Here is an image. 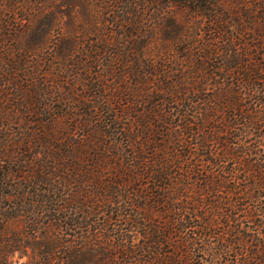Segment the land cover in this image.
I'll return each instance as SVG.
<instances>
[{
    "label": "trees",
    "instance_id": "1",
    "mask_svg": "<svg viewBox=\"0 0 264 264\" xmlns=\"http://www.w3.org/2000/svg\"><path fill=\"white\" fill-rule=\"evenodd\" d=\"M34 2L0 0V16L26 13ZM115 2L107 8H113L117 35L103 28L110 25L102 23L105 7L87 12L89 39L62 34L55 60L27 67L29 77L43 78L41 85L24 90L9 82L17 110L38 128L35 134L28 129L27 143L29 151L43 152L38 169L50 178L73 171L89 179L87 193L101 192L96 195L104 203L95 204L108 209L109 222L131 229L117 237L119 257L105 264H264L262 5L257 0L237 15L234 0ZM68 4L71 30L76 21ZM52 24L44 34L48 43L62 26L58 19ZM253 30L258 46L248 47ZM202 33L207 40H200ZM219 60L223 68H216ZM11 66L0 64V73L17 77ZM220 71L243 77H227L233 79L228 86L214 84L216 96L201 98L222 79ZM95 171H111L116 182H95L105 176ZM4 178L8 174L0 173L7 186ZM89 194L91 200L95 194ZM63 206L53 213L67 218ZM134 230L139 244L129 234Z\"/></svg>",
    "mask_w": 264,
    "mask_h": 264
},
{
    "label": "rangeland",
    "instance_id": "2",
    "mask_svg": "<svg viewBox=\"0 0 264 264\" xmlns=\"http://www.w3.org/2000/svg\"><path fill=\"white\" fill-rule=\"evenodd\" d=\"M34 1L26 13L20 12L18 16L12 14L0 16V64H8L11 61V67L18 69L17 77H4L0 73V141L1 138L7 139L8 137V140L0 144V173L5 176L8 174L7 180L4 178L7 186L1 185L0 181V264H105L109 256L113 259L119 257V248L117 251L115 249L119 245L117 237L124 233L122 230L126 226L121 227V224L115 221L109 222L111 214L108 209L99 208L104 202L100 201L101 198L96 194L101 195V192H96V194L91 192L95 195L91 200L87 198L89 194L87 192L90 190L87 186L89 179L76 177L78 174L73 171L65 172L68 176L58 174L60 171L53 172L52 176H58V178L52 177L53 179L41 173L38 168L43 162L41 160L43 152L35 146L31 151L27 148L28 129L35 134L38 128L27 122L31 120L27 113L22 114L17 110V100H14L13 96L17 91L13 92L12 87L8 86L9 82L12 84L13 81L20 83L24 90L29 89L32 83L41 85L43 78L29 77L27 71L30 69L27 67L40 61L46 62L52 58L55 60L56 51L53 50L62 44V34L68 36L69 32H72L77 41L81 39L85 42L87 40L85 38L89 39L90 34H87V27H85L87 21L83 16L87 12L93 16L99 9L105 7L106 10L100 11L104 14L102 23L108 21L110 25L103 28L117 35L119 28L112 24L114 21L112 12L116 7V2L115 0H68L72 6L74 5L71 13L76 21V25L70 30L67 24L69 19L66 16L70 13L69 2L66 0ZM234 1L236 3L231 9L232 14L243 15L247 8L253 9L254 5L257 6V0ZM258 4L262 5L259 15L264 17L262 14L264 13V0H259ZM107 6H113V8H107ZM183 18L185 20L184 13L179 12L178 20H183ZM55 19H58V22L61 21L62 26L60 25L59 29L52 32V38L48 43L45 41L44 34L48 27H52V21ZM5 24H12V26L8 28ZM203 24L206 25V23ZM257 24L260 25V21H257ZM261 30L264 31V27ZM239 33V31L235 32L237 38ZM248 37V47L258 46L257 31L253 30ZM207 39L208 36L202 33L200 40ZM234 42L236 44L237 39L234 38ZM155 46H157L155 43L152 44V48ZM237 47L244 49L239 43ZM26 48L35 49L38 52L21 53L18 51ZM8 51L13 55L10 59ZM180 56H182L181 53ZM182 64L185 67V63ZM216 64V68H223L225 65L222 60ZM189 66L187 65L186 69ZM51 70L48 66L47 71ZM216 75L222 79L212 82L201 98L216 96L217 90L214 84L222 83L228 86L233 79L229 80L227 77H243L239 75V71L231 72L230 75L220 71ZM50 81L53 82V79ZM258 85L263 86L264 84L258 83ZM20 93L22 92L19 91L18 95H22ZM23 106L26 107L23 103L20 108ZM5 144H9V148L5 149ZM62 165L64 163L60 164ZM99 173L105 176H101L100 180L95 182L103 184L116 182L114 178L108 176L113 174L111 171H95L96 175ZM31 181L36 183L33 185ZM105 189L103 187L102 191ZM61 203H64L65 211L69 210L64 213L67 218L53 213V209L59 208ZM95 203L99 204V207ZM69 206L72 208L68 209ZM105 225L112 227L107 230L108 227L106 229ZM126 229L131 230L128 227ZM129 234L135 244L141 242L142 237L137 231L134 230ZM52 246L59 249L55 250Z\"/></svg>",
    "mask_w": 264,
    "mask_h": 264
}]
</instances>
